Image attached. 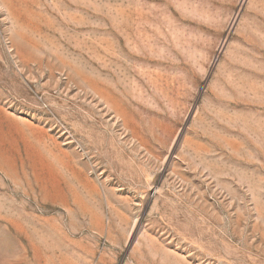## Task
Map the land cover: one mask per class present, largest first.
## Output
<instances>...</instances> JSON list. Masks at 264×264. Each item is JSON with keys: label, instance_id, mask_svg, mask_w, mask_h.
Returning a JSON list of instances; mask_svg holds the SVG:
<instances>
[{"label": "rangeland", "instance_id": "obj_1", "mask_svg": "<svg viewBox=\"0 0 264 264\" xmlns=\"http://www.w3.org/2000/svg\"><path fill=\"white\" fill-rule=\"evenodd\" d=\"M0 264H264V0H0Z\"/></svg>", "mask_w": 264, "mask_h": 264}, {"label": "bare ground", "instance_id": "obj_2", "mask_svg": "<svg viewBox=\"0 0 264 264\" xmlns=\"http://www.w3.org/2000/svg\"><path fill=\"white\" fill-rule=\"evenodd\" d=\"M109 97V96H108ZM111 97V96H110ZM110 100V99H109ZM115 103V102H114ZM120 107V106H119ZM118 108V107H117ZM122 109V108H121ZM118 111V110H117ZM126 114V113H125ZM127 115V114H126ZM126 117V116H125Z\"/></svg>", "mask_w": 264, "mask_h": 264}]
</instances>
